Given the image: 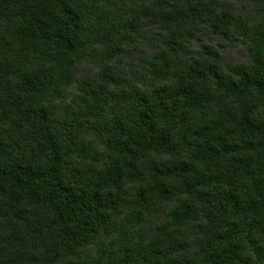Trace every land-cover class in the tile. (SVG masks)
Masks as SVG:
<instances>
[{
  "label": "trees",
  "instance_id": "1",
  "mask_svg": "<svg viewBox=\"0 0 264 264\" xmlns=\"http://www.w3.org/2000/svg\"><path fill=\"white\" fill-rule=\"evenodd\" d=\"M0 264H264V0H0Z\"/></svg>",
  "mask_w": 264,
  "mask_h": 264
},
{
  "label": "rangeland",
  "instance_id": "2",
  "mask_svg": "<svg viewBox=\"0 0 264 264\" xmlns=\"http://www.w3.org/2000/svg\"><path fill=\"white\" fill-rule=\"evenodd\" d=\"M221 48L223 51H225L226 53H228V55L232 58V59H239L243 57V54L241 53V51L238 48L235 47H230L227 45H223V43L221 44Z\"/></svg>",
  "mask_w": 264,
  "mask_h": 264
}]
</instances>
